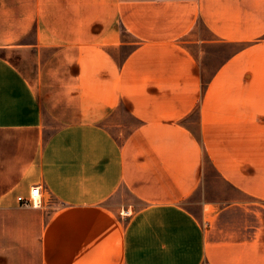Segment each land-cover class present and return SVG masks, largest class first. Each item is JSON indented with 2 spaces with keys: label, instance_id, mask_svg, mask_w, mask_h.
Masks as SVG:
<instances>
[{
  "label": "crops",
  "instance_id": "1",
  "mask_svg": "<svg viewBox=\"0 0 264 264\" xmlns=\"http://www.w3.org/2000/svg\"><path fill=\"white\" fill-rule=\"evenodd\" d=\"M263 211L264 0H0V264H264Z\"/></svg>",
  "mask_w": 264,
  "mask_h": 264
},
{
  "label": "rangeland",
  "instance_id": "2",
  "mask_svg": "<svg viewBox=\"0 0 264 264\" xmlns=\"http://www.w3.org/2000/svg\"><path fill=\"white\" fill-rule=\"evenodd\" d=\"M233 50L234 47H230L229 52L231 53ZM116 122L118 123H109L108 128L121 136L128 134L137 126V121L130 116L125 106L119 111ZM235 198H238L237 191L220 177H217L215 170L210 169L207 176L203 178L198 192L190 200H187L185 205L199 217L204 210L206 213V223L208 224L215 223V217L222 207L236 200ZM14 261L15 259L13 258H6L2 259L1 264H15ZM21 261V264H30L31 259L23 258ZM15 262L17 263V260Z\"/></svg>",
  "mask_w": 264,
  "mask_h": 264
},
{
  "label": "built area",
  "instance_id": "3",
  "mask_svg": "<svg viewBox=\"0 0 264 264\" xmlns=\"http://www.w3.org/2000/svg\"><path fill=\"white\" fill-rule=\"evenodd\" d=\"M19 202L21 205L26 206V207H35L39 208L42 206V192H41V186L37 185L32 187L29 197H18ZM123 215H130L131 212L130 210H126L122 212Z\"/></svg>",
  "mask_w": 264,
  "mask_h": 264
}]
</instances>
